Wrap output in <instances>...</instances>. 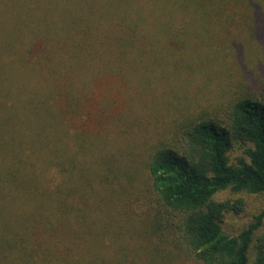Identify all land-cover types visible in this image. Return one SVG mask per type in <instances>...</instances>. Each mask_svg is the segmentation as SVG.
<instances>
[{
  "label": "trees",
  "instance_id": "16d2710c",
  "mask_svg": "<svg viewBox=\"0 0 264 264\" xmlns=\"http://www.w3.org/2000/svg\"><path fill=\"white\" fill-rule=\"evenodd\" d=\"M263 70L264 0H0V264H264Z\"/></svg>",
  "mask_w": 264,
  "mask_h": 264
},
{
  "label": "rangeland",
  "instance_id": "374dc122",
  "mask_svg": "<svg viewBox=\"0 0 264 264\" xmlns=\"http://www.w3.org/2000/svg\"><path fill=\"white\" fill-rule=\"evenodd\" d=\"M11 62L10 65V69H11V73L13 70H15V61L14 60H9L8 63ZM7 63V64H8ZM211 63V67H208L207 70H205V74L202 73L200 74V77L197 81V79H195L194 76H190L187 73V83L186 84H179L180 82L175 80L174 78H170V85L167 86V88L172 92V95L175 94V96L179 97V98H185L187 99V96H195V93H198V97L199 99L197 100L198 102L204 103L205 100H207L209 98V96L207 97V90H209L206 87L205 90V96H203L200 93V90L198 88L200 83L203 82H208V85L211 86V89L214 90V92L216 90H218V82L223 81L224 84L228 81L229 78L233 77L232 73H233V68L232 65L230 63V60H210ZM235 68H241V66L235 65ZM242 69V68H241ZM264 72V70L262 71V73ZM11 75V74H10ZM209 78V79H208ZM200 81V82H199ZM167 85V84H166ZM218 96V93L216 94ZM177 97V98H178ZM185 103H187V101H185ZM104 121V120H103ZM92 137L94 136L95 138H98L97 134L95 132H93V130L91 129ZM110 134L107 136V140L106 138L103 139V148L100 151V154H107V150H108V146H113L116 144H118L119 149L116 150V147H111V152H113V156L116 160H118L119 165L123 168H125L124 163H126V160H124L125 156L120 157V155L122 154L121 151V146H120V138L116 137V135L111 136V140L109 138ZM101 141V142H102ZM125 141H128L127 138H125ZM101 142H100V147L101 146ZM129 149V147H128ZM131 150V149H129ZM240 154V150L237 149L235 151H233L232 155H239ZM111 155V153H110ZM109 155L107 154L106 157H108ZM128 156H131V152L129 151ZM118 158V159H117ZM123 159V160H122ZM127 159V158H126ZM217 199H242L244 201V210L243 212H241L240 214H229L226 216L224 224H223V228L225 229V231H227L230 234H236L237 232H239L245 225H247L249 222H251L253 220V217L264 208V194L261 195H255V194H248V193H233L230 190H226V191H222L220 192L217 196ZM135 210L136 212L140 213V208L135 206ZM264 230V229H263Z\"/></svg>",
  "mask_w": 264,
  "mask_h": 264
}]
</instances>
